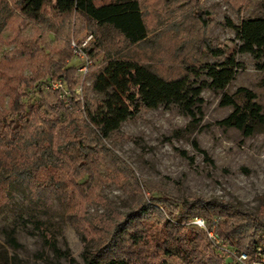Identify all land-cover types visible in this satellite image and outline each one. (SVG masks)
I'll list each match as a JSON object with an SVG mask.
<instances>
[{
    "label": "rangeland",
    "instance_id": "374dc122",
    "mask_svg": "<svg viewBox=\"0 0 264 264\" xmlns=\"http://www.w3.org/2000/svg\"><path fill=\"white\" fill-rule=\"evenodd\" d=\"M52 3L48 0L45 4L42 23L29 20L16 11L0 35V154L4 155L7 151L6 141L13 140L21 131L14 134L6 128L9 123L10 129L15 127L12 123L16 122V118L10 109L15 95L19 94V99L25 103L35 97L44 99L47 105L41 107L43 117H46L44 112H50L49 106L56 105L59 99L52 89L45 88V91L37 94L32 89L33 85L27 88L20 84L19 76L38 78L36 72L43 68L41 65L47 70V64L50 65L52 59L58 60L61 51L70 52L72 40L90 33L94 39L95 36L105 38L112 35L110 30L97 29L78 15L58 16L52 11ZM139 6L148 29L146 42L132 47L121 42L118 45L131 58L152 66L164 78L177 77L187 65L220 62V59L212 56L208 49L210 47L224 51L226 55L235 54V61L241 67L234 81L223 91L202 89L200 94L203 101L199 105V113L197 111L198 119L194 122L175 104L142 109L136 117L122 122L118 132L102 140L105 152L100 154L101 165L96 168L100 179L95 182L87 198L82 200L81 208L73 213L76 218L53 214H61V207L55 201L50 212H44L39 206L25 211L21 208L23 193L13 191L12 201L16 209L0 211V264H84L82 252L86 245L80 231L87 223L80 221L82 213L87 216L100 214L112 219L117 218L112 212L125 214L140 204L145 208L155 206L161 210L162 204L155 198L179 202L214 200L230 211H255L264 197V129L244 136L236 128L218 123L233 110L231 106H220L223 93L239 103L242 100L241 95L236 93L239 87L256 94L255 102L262 107L264 114V70L256 67L262 64V60L238 52L240 43L227 25V21L237 25L242 19L264 17V0H139ZM113 37L118 39L115 35ZM119 41L122 40L119 38ZM94 42L90 49H94ZM93 51L91 70L83 79L76 69L79 60L73 57L68 63L76 69L71 78L75 84L72 91L76 102H82V94L96 102L105 99L102 94L91 91L92 75L100 69L105 59L103 51ZM199 80L210 81L204 75ZM82 118L80 113L70 117L76 120ZM24 124L22 122L20 126ZM34 126L42 127L38 121L34 122ZM91 133L87 129L82 134L89 137ZM192 141H197L212 163L194 150ZM85 179L81 177L77 181L80 184ZM186 210L184 208L180 212ZM199 217H188L181 226L180 234L185 235L190 231L202 234L201 230L187 224ZM31 218L46 224L57 246L69 248L73 261L58 258L44 244L39 233L33 229ZM159 219L157 213L150 210L147 217L133 224V229L139 232L142 229L144 233L151 229L154 232L159 228L156 226ZM204 221L208 228H214L215 220ZM89 229H85L87 240L93 238L92 241L97 243L99 239L107 237H103L101 231ZM10 233L15 245L10 243ZM258 238L262 239L261 246H264V233ZM204 243L210 246L205 235ZM88 244L94 245L91 241ZM171 250L170 257L159 254L153 247L149 248L148 253L156 257L154 263L164 260L165 264H185L175 255L174 249ZM215 255L225 264H232L226 253Z\"/></svg>",
    "mask_w": 264,
    "mask_h": 264
},
{
    "label": "trees",
    "instance_id": "16d2710c",
    "mask_svg": "<svg viewBox=\"0 0 264 264\" xmlns=\"http://www.w3.org/2000/svg\"><path fill=\"white\" fill-rule=\"evenodd\" d=\"M50 1H53L52 11L58 16L78 15L97 29L112 32L111 36L105 38L95 36L94 42V49L103 51L105 59L100 69L93 73L90 87L91 91L102 94L105 99L96 102L82 94V102L75 101L72 91L75 84L71 78L76 69L68 65L73 58L70 50L69 53L61 51L58 60L52 59L50 65L47 64V70L41 65L43 68L36 72L38 78L19 76L18 82L27 88L33 85L32 89L37 94L45 91L50 81H60L69 95L57 99L56 105L49 106L50 112L43 113L46 117L42 116L41 107L47 103L41 97L28 99L26 103L19 99V94L13 97L10 109L16 118V122L12 123L15 127L10 129L9 123L6 128L14 134L21 131L16 138L6 141L8 146L5 156L0 154V211H14L17 206L12 201V192L20 191L23 193L21 208L25 211L39 206L44 212H50L55 201L61 207V214H53L76 218L73 213L81 208L82 200L87 198L95 182L100 179L96 168L101 165L100 154L105 152L102 140L118 132L122 122L136 117L142 109L151 110L175 104L191 118V122L196 121L199 105L203 101L200 94L202 89L223 91L234 81L241 64L235 61V54L226 55L224 51L208 47L212 56L220 59V62L187 65L179 76L164 78L152 66L131 58L121 45L118 46L121 42L132 47L146 42L148 38L139 0ZM47 2L0 0V35L16 11L29 20L42 23L43 9ZM227 25L240 43L238 52L262 60V64L256 67L264 70V17L242 19L237 25L227 21ZM94 49L89 50L90 55H93ZM41 73L44 77L40 76ZM202 75L210 81H200ZM53 93L58 94L57 91ZM236 93L242 97L239 103L229 94L223 93L220 106H231L233 110L218 123L224 127H234L244 136L264 129V114L262 107L255 102L256 94L243 87H239ZM79 113L83 115L81 120L70 119L73 114ZM37 121L42 127L34 126ZM22 122L25 124L20 126ZM87 129L92 132L89 137L82 134ZM191 144L195 151L212 163L197 141ZM81 177H86V181L79 184L77 180ZM154 200L161 202V210L155 206L145 208L140 204L125 214L112 212L117 218L120 216L118 219L82 213L80 221L88 224L80 231L86 245L82 252L84 264H165L164 260L154 263L156 257L148 253L151 247L165 257L171 256L173 248L175 255L185 264H225L204 243V233L190 231L185 235L180 234L184 221L196 216L215 220L214 228L209 229H213L222 241L238 252L253 255L254 249L263 243L258 236L264 233V197L260 199L255 211H230L214 200ZM184 208L187 210L180 212ZM150 210L160 218L156 225L160 229L154 232L146 230L145 233L142 229L140 232L133 229V224L147 217ZM30 222L44 244L58 258L73 261L69 248L57 246L53 233L43 221L31 218ZM89 227L103 232V237H107L99 239L97 243L92 241L93 238L87 240L85 229L90 231ZM9 240L15 245L12 233L9 234ZM89 241L94 245H89ZM261 247L264 253V246Z\"/></svg>",
    "mask_w": 264,
    "mask_h": 264
},
{
    "label": "built area",
    "instance_id": "2783aa9c",
    "mask_svg": "<svg viewBox=\"0 0 264 264\" xmlns=\"http://www.w3.org/2000/svg\"><path fill=\"white\" fill-rule=\"evenodd\" d=\"M94 41V36L90 33L82 38L72 40L69 44L71 54L74 58L79 60L76 69L82 79L85 78L91 70L92 57L89 54V50ZM45 88L46 90L52 89L57 91L58 98H63V96L69 95V91L60 81H50ZM79 89L81 90V86ZM187 224L195 230H201L214 253H226L227 258L231 259L232 264H264V253L261 246L254 249L253 255L247 254L246 252H238L227 242L222 241L213 229H209L205 225L204 219L200 217L194 218Z\"/></svg>",
    "mask_w": 264,
    "mask_h": 264
}]
</instances>
